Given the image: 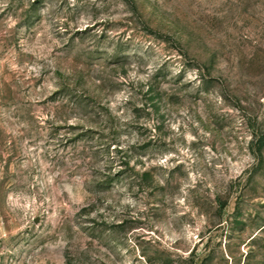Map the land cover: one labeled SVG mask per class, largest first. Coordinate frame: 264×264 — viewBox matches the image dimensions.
<instances>
[{
    "label": "rangeland",
    "instance_id": "obj_1",
    "mask_svg": "<svg viewBox=\"0 0 264 264\" xmlns=\"http://www.w3.org/2000/svg\"><path fill=\"white\" fill-rule=\"evenodd\" d=\"M0 264H264V0H0Z\"/></svg>",
    "mask_w": 264,
    "mask_h": 264
}]
</instances>
